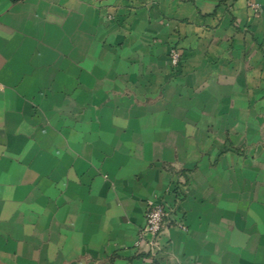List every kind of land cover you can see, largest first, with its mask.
<instances>
[{
    "label": "crops",
    "instance_id": "obj_1",
    "mask_svg": "<svg viewBox=\"0 0 264 264\" xmlns=\"http://www.w3.org/2000/svg\"><path fill=\"white\" fill-rule=\"evenodd\" d=\"M0 264H264V0H0Z\"/></svg>",
    "mask_w": 264,
    "mask_h": 264
},
{
    "label": "built area",
    "instance_id": "obj_2",
    "mask_svg": "<svg viewBox=\"0 0 264 264\" xmlns=\"http://www.w3.org/2000/svg\"><path fill=\"white\" fill-rule=\"evenodd\" d=\"M170 56L172 64L176 65L179 61V54L175 50H171ZM167 216L168 211L162 204L150 203L145 211L144 225L138 233L135 247L146 246L152 254L158 253L161 250L160 238ZM174 226L183 231L187 230L182 221H176Z\"/></svg>",
    "mask_w": 264,
    "mask_h": 264
}]
</instances>
